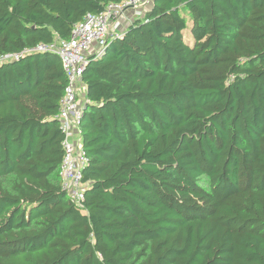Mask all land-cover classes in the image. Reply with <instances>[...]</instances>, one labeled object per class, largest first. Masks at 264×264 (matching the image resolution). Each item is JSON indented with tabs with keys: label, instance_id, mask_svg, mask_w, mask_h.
<instances>
[{
	"label": "trees",
	"instance_id": "trees-1",
	"mask_svg": "<svg viewBox=\"0 0 264 264\" xmlns=\"http://www.w3.org/2000/svg\"><path fill=\"white\" fill-rule=\"evenodd\" d=\"M120 1L0 0V264H264V0H153L110 37L63 189L67 76L27 51Z\"/></svg>",
	"mask_w": 264,
	"mask_h": 264
},
{
	"label": "built area",
	"instance_id": "built-area-1",
	"mask_svg": "<svg viewBox=\"0 0 264 264\" xmlns=\"http://www.w3.org/2000/svg\"><path fill=\"white\" fill-rule=\"evenodd\" d=\"M152 0H122L110 3L98 14H87L82 22L74 25L69 39H58L52 43L38 44L27 52H52L62 62L68 84L61 99L58 118L64 133L62 146L64 158L61 167L63 189L68 191L71 200L80 205L90 183L83 181V171L87 165L80 122L86 106V99L81 97L77 84L89 64V57L100 52L108 39L118 32V22H114L128 11L135 16H142V10L150 6ZM23 53L0 54V64L18 60ZM73 138V141L70 139Z\"/></svg>",
	"mask_w": 264,
	"mask_h": 264
},
{
	"label": "crops",
	"instance_id": "crops-1",
	"mask_svg": "<svg viewBox=\"0 0 264 264\" xmlns=\"http://www.w3.org/2000/svg\"><path fill=\"white\" fill-rule=\"evenodd\" d=\"M122 1V0H121ZM153 3V0L151 1V4ZM151 4H150V6H151ZM149 7V6H148ZM145 8L142 10V16L141 17H143V15L145 14ZM137 17L135 16V13H134V11H128V12H126L125 14H124V16L123 17H121L120 19H118V20H116V21H114V22H118L119 23V25H120V21H121V30H122V32L120 33V34H122L125 30H126V28L136 19ZM124 24H126V27H125V25ZM118 25V32L120 31V26ZM123 26V27H122ZM77 87H78V89H79V95L81 96V97H83V98H85L86 99V92H87V87H86V84L83 82V81H81V82H79L78 84H77Z\"/></svg>",
	"mask_w": 264,
	"mask_h": 264
},
{
	"label": "rangeland",
	"instance_id": "rangeland-1",
	"mask_svg": "<svg viewBox=\"0 0 264 264\" xmlns=\"http://www.w3.org/2000/svg\"><path fill=\"white\" fill-rule=\"evenodd\" d=\"M118 25H119V24H118ZM124 25H125V27H126V24H124ZM119 26H120V31H119V32L121 33V32H122V30H121V21H120V25H119ZM122 27H123V26H122ZM70 140L73 141V138H71Z\"/></svg>",
	"mask_w": 264,
	"mask_h": 264
}]
</instances>
